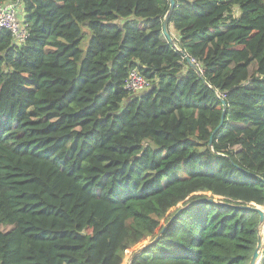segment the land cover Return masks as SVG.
<instances>
[{"label":"trees","instance_id":"obj_1","mask_svg":"<svg viewBox=\"0 0 264 264\" xmlns=\"http://www.w3.org/2000/svg\"><path fill=\"white\" fill-rule=\"evenodd\" d=\"M8 1L28 35L0 33V264H125L144 245L130 264H249L260 216L236 205L264 206V0H176V45L170 0Z\"/></svg>","mask_w":264,"mask_h":264},{"label":"built area","instance_id":"obj_2","mask_svg":"<svg viewBox=\"0 0 264 264\" xmlns=\"http://www.w3.org/2000/svg\"><path fill=\"white\" fill-rule=\"evenodd\" d=\"M19 1H8L0 4V33L3 29L10 30L16 43L23 42L27 35V27L20 19ZM151 80L134 68L129 72L125 87L131 94H138L151 87Z\"/></svg>","mask_w":264,"mask_h":264},{"label":"water","instance_id":"obj_3","mask_svg":"<svg viewBox=\"0 0 264 264\" xmlns=\"http://www.w3.org/2000/svg\"><path fill=\"white\" fill-rule=\"evenodd\" d=\"M176 6V0H170V9L164 19V22H163V31H164V34L165 36L167 37V39L170 41V43L172 45H176V38L173 37L171 35V33L169 32V16L171 14V12L173 11V9L175 8ZM185 58L187 59L189 65L191 67H193L195 70L197 71H200L197 64L193 61V59L187 55L185 52L183 53ZM223 106H224V111H223V115H222V120L220 122V124L218 125V127L216 128V130L214 131V133H216L222 126H223V122H224V118H225V113H226V107H227V103L225 100H223ZM210 144L212 145V141L210 142ZM204 201H208V202H217L216 200L214 199H205ZM219 203L221 204H228V203H224V202H220L218 201ZM236 207L238 208H242V209H248V210H252V211H255L259 214L260 216V221H259V225L257 227V231H258V241H257V246L254 250V253L249 261V264H259L260 261L262 260V256H261V253H262V249H263V246H264V206H260V205H257L255 203H251V204H247V205H236ZM183 209V207L177 211L175 213V215L172 216V218L169 220V222L167 224L164 225L163 229L161 232H164L166 230V228L168 227V225L173 221V219L180 213V211ZM160 237L157 236L153 242H155L156 240H158ZM152 242H150L149 244H151ZM148 244V245H149ZM145 246H142L140 248H138L132 255L131 257L125 262V264H130L131 263V260L139 255L144 249H145Z\"/></svg>","mask_w":264,"mask_h":264},{"label":"rangeland","instance_id":"obj_4","mask_svg":"<svg viewBox=\"0 0 264 264\" xmlns=\"http://www.w3.org/2000/svg\"><path fill=\"white\" fill-rule=\"evenodd\" d=\"M89 40H90V35H89V37L87 38V40H86V42L83 44V49H86L87 48V45H88V42H89ZM254 67V66H253ZM11 227H9V226H4L3 227V229L4 230H9ZM128 260V258L125 260V262Z\"/></svg>","mask_w":264,"mask_h":264},{"label":"crops","instance_id":"obj_5","mask_svg":"<svg viewBox=\"0 0 264 264\" xmlns=\"http://www.w3.org/2000/svg\"><path fill=\"white\" fill-rule=\"evenodd\" d=\"M20 19H22V15H20ZM168 29H170L169 32L171 33V35H172L173 37H175V32L173 31L171 25H169V28H168Z\"/></svg>","mask_w":264,"mask_h":264}]
</instances>
